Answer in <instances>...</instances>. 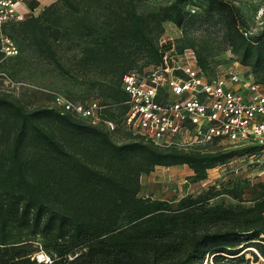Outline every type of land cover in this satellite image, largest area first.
<instances>
[{
  "label": "trees",
  "instance_id": "obj_1",
  "mask_svg": "<svg viewBox=\"0 0 264 264\" xmlns=\"http://www.w3.org/2000/svg\"><path fill=\"white\" fill-rule=\"evenodd\" d=\"M138 1L112 0L105 5L110 18L97 26L87 13L75 14L80 9L77 0H60L74 14L71 29L89 42L83 50L87 60L118 71L101 96L69 99L98 98L121 110L119 104L126 98L122 76L132 68L141 70L159 62L157 40L161 34L154 39L152 33L161 31L164 21L183 26L216 18L238 61L264 72V30L248 34L245 21L230 1L172 0L146 14L137 12ZM37 4L38 0H31L30 9ZM55 5L44 6L36 17L30 14L22 24L30 25L33 36L35 31L41 34V43L56 66L67 73L38 22L41 16L51 24L58 23L53 16ZM190 6L198 10L191 12ZM46 25L54 38L58 31L70 30L64 24L61 28ZM130 46L143 52L145 64H137L126 49ZM186 47L194 50L197 65L206 75L217 73L202 49L176 42L178 51ZM106 115L113 117L114 113L107 111ZM47 120L55 123L60 138L46 127ZM204 147H161L131 134L118 142L101 126L55 106L26 109L0 94V264H29V254L36 251L30 237L9 240L11 225L26 228L31 237H41L49 264H194L205 254H213L214 263L223 259L241 262L244 256L238 253L246 247H254L264 257V197L245 206L209 204L211 195L203 194L171 202L138 195L140 174L157 165H187L192 178L200 180L207 168L224 164L234 155L233 150ZM241 149L248 155L260 151L257 145ZM243 236L254 241L236 247Z\"/></svg>",
  "mask_w": 264,
  "mask_h": 264
},
{
  "label": "rangeland",
  "instance_id": "obj_2",
  "mask_svg": "<svg viewBox=\"0 0 264 264\" xmlns=\"http://www.w3.org/2000/svg\"><path fill=\"white\" fill-rule=\"evenodd\" d=\"M31 0H17V8L24 13V18L18 22H5L0 26V94H5L17 100L24 108L30 109L37 106H53L52 92L60 93L67 98L79 100L85 96H101V91L111 79L117 75L110 65L102 63H91L86 58L84 48L89 42L86 37L80 36L70 27L72 14L65 7L61 6L60 0H38L34 9H30ZM79 3L78 17L89 15L95 20L97 26L104 25L108 15L105 5L112 3V0H77ZM172 0H139L136 3L138 13L146 14L150 11H157L159 7L168 4ZM199 1V0H195ZM239 12L245 21L246 32L257 35L264 30V0H228ZM56 4L53 16L58 23L51 24L39 16L38 22L46 41L51 44L56 59L65 67L67 73H63L56 66L45 45L41 43V34L38 31L32 35L30 25L22 24L29 20L30 14L39 15L44 6ZM194 7V11L198 10ZM76 16V15H75ZM51 28H61V24L67 25L66 33H55L51 35ZM161 31H154V39L160 33L173 36L179 45L191 46L196 50L202 49V55L214 66L217 72L236 71L243 78H252L264 81V72L255 71L249 66L242 65L237 55L230 51L225 38V29L216 18L199 19L192 24L186 23L183 26H176L170 21L162 23ZM9 38L15 45L16 53L6 55L2 51L5 38ZM131 51V56L136 57L139 65L145 64L143 52H138L133 46L126 47ZM118 111L117 107L112 112ZM44 124L52 130L56 137L60 133L54 122L49 120ZM115 141H124L129 134L123 131L112 132ZM243 146H233L228 143L209 144L204 148L211 151L234 152L226 163L215 164L206 170L205 177L200 180L192 178L193 171L187 165L155 166L148 173L139 176V196H149L153 199L175 201L182 196L199 194L211 195L208 198L209 204L223 203L225 205L243 204L252 205L264 197V150L254 155H248ZM102 167V166H101ZM9 240L19 238H32L36 251L29 254L31 263L41 264L36 259L41 252H45L40 242L41 237H31L27 234L26 228L9 226ZM254 241L243 236L236 247L246 245ZM253 249V247H246ZM245 248V249H246ZM246 249V250H247ZM253 252V251H252ZM248 253V251H245ZM49 255V254H48ZM205 258L194 264H205ZM245 257H243L244 260ZM236 264L238 260L223 259L218 263ZM240 262V261H239ZM238 262V263H239ZM242 262V261H241ZM237 263V264H238ZM207 264L209 261L207 259Z\"/></svg>",
  "mask_w": 264,
  "mask_h": 264
},
{
  "label": "built area",
  "instance_id": "obj_3",
  "mask_svg": "<svg viewBox=\"0 0 264 264\" xmlns=\"http://www.w3.org/2000/svg\"><path fill=\"white\" fill-rule=\"evenodd\" d=\"M189 10L193 12L194 7ZM23 18L17 0H0V26ZM157 46V64L123 74L121 88L126 98L113 117L106 112L115 106L102 104L98 98L75 101L52 92L53 106L108 132L123 131L161 147L190 150L225 142L264 150V84L231 70L206 75L197 65L194 50L178 51L171 35L162 33ZM2 51L6 55L17 51L8 37ZM246 249L238 253L245 257L239 264H264L254 247ZM212 255L206 254L205 264L207 259L214 264ZM36 259L43 264L51 261L44 252L36 254Z\"/></svg>",
  "mask_w": 264,
  "mask_h": 264
},
{
  "label": "bare ground",
  "instance_id": "obj_4",
  "mask_svg": "<svg viewBox=\"0 0 264 264\" xmlns=\"http://www.w3.org/2000/svg\"><path fill=\"white\" fill-rule=\"evenodd\" d=\"M41 264H43V263H41Z\"/></svg>",
  "mask_w": 264,
  "mask_h": 264
}]
</instances>
